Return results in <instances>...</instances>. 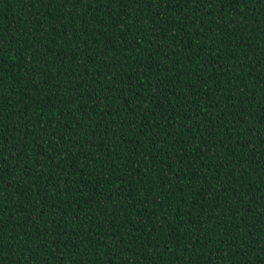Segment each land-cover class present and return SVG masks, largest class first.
<instances>
[{"label": "trees", "instance_id": "16d2710c", "mask_svg": "<svg viewBox=\"0 0 264 264\" xmlns=\"http://www.w3.org/2000/svg\"><path fill=\"white\" fill-rule=\"evenodd\" d=\"M0 264H264V0H0Z\"/></svg>", "mask_w": 264, "mask_h": 264}]
</instances>
